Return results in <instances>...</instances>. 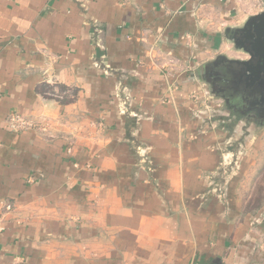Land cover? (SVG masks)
<instances>
[{"label":"crops","instance_id":"1","mask_svg":"<svg viewBox=\"0 0 264 264\" xmlns=\"http://www.w3.org/2000/svg\"><path fill=\"white\" fill-rule=\"evenodd\" d=\"M262 11L0 0V264H264L254 137L232 150L239 120L192 98L212 56L247 57L224 28Z\"/></svg>","mask_w":264,"mask_h":264},{"label":"flooded vegetation","instance_id":"2","mask_svg":"<svg viewBox=\"0 0 264 264\" xmlns=\"http://www.w3.org/2000/svg\"><path fill=\"white\" fill-rule=\"evenodd\" d=\"M261 35L262 31L254 26V19L243 24L232 37L238 46L249 50L251 55L246 52L247 57L241 59L220 57L205 76L211 82V75H218L217 85L212 87L223 97L225 105L234 113L240 112L237 113L240 116L243 110L248 114L247 111L258 105L264 111V52L261 51ZM253 116L247 119L254 120Z\"/></svg>","mask_w":264,"mask_h":264},{"label":"rangeland","instance_id":"3","mask_svg":"<svg viewBox=\"0 0 264 264\" xmlns=\"http://www.w3.org/2000/svg\"><path fill=\"white\" fill-rule=\"evenodd\" d=\"M249 19V16L246 17L245 21L243 23L239 24L238 26L228 25L224 28V31L227 29L238 31L242 28V25L246 23V21ZM227 38V37H226ZM228 40L232 41L230 37H228ZM235 48L239 51V55H242V52L244 49L240 46H238L234 42ZM245 52V51H244ZM220 55V54H219ZM222 55V54H221ZM219 56V58L221 57ZM211 60L205 63V66L207 70L211 71V65L216 63L217 57L212 56ZM234 57V56H233ZM231 56V59H235ZM230 59V58H226ZM213 78L210 81H201V90L200 93L197 92V95H192V98L196 101L203 100L205 103V106L203 107V110L199 111L200 115L203 114L205 116L210 115V112L214 113L215 115H222L223 113H226L228 117H231V120H234L237 123V140H232V142H229V148L232 150L239 148V144H241L242 147H245L247 145V140L249 138L254 137V142L252 143V146H254V167L253 172L248 176L245 182L244 186V198L246 200V207L255 209L258 208L262 203L264 202V111H262L261 106H254V109L252 108L251 111H247L248 114L245 113V110H243V114L241 119L236 118L235 114L238 115L240 112L234 113V110L229 109L225 104V106L222 104L221 95L217 92L216 89H214L215 85H217V74L211 75ZM204 85V86H203ZM203 86V87H202ZM214 86V87H212ZM202 98V99H201ZM216 106V107H215ZM207 107V108H205ZM215 112H214V111ZM238 113V114H237ZM245 113V114H244ZM252 113V114H250ZM254 115V116H253ZM233 116V117H232ZM254 117V120L247 119V117ZM225 117V116H223ZM230 121V120H229ZM234 121L232 123H234ZM227 123V122H225Z\"/></svg>","mask_w":264,"mask_h":264},{"label":"water","instance_id":"4","mask_svg":"<svg viewBox=\"0 0 264 264\" xmlns=\"http://www.w3.org/2000/svg\"><path fill=\"white\" fill-rule=\"evenodd\" d=\"M254 19V26L257 27V29L261 30L262 31V40H260V43H261V51L264 52V11L254 15V16H251L249 17V19L246 21V23L250 22V20H253ZM245 23V24H246ZM235 30L237 29H234V30H230V29H226L225 30V35L227 37H230L231 39H233V41L236 43L235 39L232 37L233 36V33L235 32ZM245 52H247L248 54L251 55L250 51L243 48Z\"/></svg>","mask_w":264,"mask_h":264},{"label":"built area","instance_id":"5","mask_svg":"<svg viewBox=\"0 0 264 264\" xmlns=\"http://www.w3.org/2000/svg\"><path fill=\"white\" fill-rule=\"evenodd\" d=\"M7 120L10 126L16 130H24L30 126L29 121L17 113L10 114ZM6 208L10 209V205H7Z\"/></svg>","mask_w":264,"mask_h":264}]
</instances>
